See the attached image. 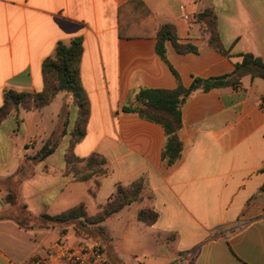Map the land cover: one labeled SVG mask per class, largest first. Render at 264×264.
Instances as JSON below:
<instances>
[{"label":"crops","instance_id":"0c3cea01","mask_svg":"<svg viewBox=\"0 0 264 264\" xmlns=\"http://www.w3.org/2000/svg\"><path fill=\"white\" fill-rule=\"evenodd\" d=\"M129 1L0 0V107L6 89L42 91L46 58L60 41L82 37L80 75L90 110L86 135L76 142L80 107L66 91L42 109L21 107L0 124V264L45 254L60 239L89 238L85 232L93 229L80 220L76 227L53 225L41 216L85 201L95 215L119 184L139 178L146 187L123 224L124 243L136 239L138 213L150 207L158 219L143 223L175 247V264H264V79L247 75L237 86L193 91L182 105L181 155L171 165L162 158L164 127L123 110L142 88L174 89L180 81L189 89L196 78L229 74L240 53L264 61V0H142L152 13L146 21L172 25L179 43L197 48L180 52L166 40V60L157 51L156 29L119 36V10ZM206 9L217 15L227 53L197 21ZM142 11L125 8L123 15L138 19ZM52 138L55 151L36 158ZM70 149L80 159L101 155L109 173L78 179L83 175L72 171ZM9 191L15 203L7 201ZM16 215L33 226L10 218ZM115 262L122 264L119 257Z\"/></svg>","mask_w":264,"mask_h":264},{"label":"trees","instance_id":"16d2710c","mask_svg":"<svg viewBox=\"0 0 264 264\" xmlns=\"http://www.w3.org/2000/svg\"><path fill=\"white\" fill-rule=\"evenodd\" d=\"M125 8L126 10H138L142 8V15L138 19L135 15L125 17V15H123V10H125ZM150 15H152L151 11L142 0L127 2L119 10V36L123 38L142 37L152 34L153 29H156L157 51L165 60L166 40H171L176 49L180 52L197 50V48L191 44L179 43L177 34L172 25H159L154 21H146ZM197 21L203 23L206 30L210 33L209 42L223 53H227L220 39L218 18L215 12L212 9H206L197 16ZM83 50L82 37H75L70 42L60 41L54 54L46 58L43 63L45 84L42 91L6 89L4 92V103L0 107V124L12 112H19L21 107L26 110L42 109L50 104L59 92L66 91L73 93L75 103L80 107L78 126L74 132L75 140L73 142L82 139L86 135L85 126L90 114L89 99L84 90L80 75V63ZM238 57L240 60L235 63V69L229 74L206 79L196 78L189 89L184 88L180 81H178V85L174 89L142 88L136 92L132 101L123 107L124 111L138 112L143 118L157 122L164 127L166 141L162 152V158L166 160L168 164L171 165L180 158L182 141L179 138V131L183 127L182 105L193 91L197 89L208 90L212 87L224 85L237 86L242 78L247 75H250L252 78L259 77L264 79V61L261 57L250 52L240 53ZM262 101L264 108V95L262 96ZM57 145V140L53 138L48 140L35 157L39 159L48 157L55 151ZM97 158L100 160H97ZM74 160L81 162L85 161L88 165L92 163L105 166L106 164V160L99 154H92L87 158L80 159L76 158L72 149H70L69 162L72 164ZM104 170L103 177L110 171L107 167L104 168ZM92 174L80 176L78 179L89 180ZM98 187L99 181H96V187L90 189V193L95 195ZM145 187L146 183L143 178H139L128 185L119 184L108 202L100 206V210L95 215H89L86 211L85 204H81L78 207L58 215L51 216L43 214L41 217L51 222L53 225L55 223H65L72 220H80L85 226L95 225L103 222L108 217L124 209L133 202L141 201L143 199ZM6 199L11 203H15V193L9 191ZM10 218L17 221L21 226H33L29 220L21 216H10ZM138 218L147 224H154L158 219V214L152 208L147 207L140 210ZM101 244L105 246L103 243Z\"/></svg>","mask_w":264,"mask_h":264},{"label":"rangeland","instance_id":"374dc122","mask_svg":"<svg viewBox=\"0 0 264 264\" xmlns=\"http://www.w3.org/2000/svg\"><path fill=\"white\" fill-rule=\"evenodd\" d=\"M97 160L100 159L97 158ZM71 167L72 171L80 175L93 173L91 178H102L105 171L104 168H106V166L92 163L88 165L87 162L82 163L78 160H74ZM85 203L87 204V201ZM136 205L137 203L132 204L119 214H113V216L97 225H88V227L93 229V232H85L88 235L87 237L97 239L110 249L109 257L113 264H121L120 262H115L118 260V257L121 258L122 264H175L179 262V254L176 252L175 247L168 246L162 237H159L143 222H140L142 227L136 232V239L124 243L122 240L123 224L134 213ZM92 207L91 205H88V208L86 206L89 212L95 213ZM67 224L76 227L77 220L69 221ZM79 225L81 224L79 223Z\"/></svg>","mask_w":264,"mask_h":264},{"label":"built area","instance_id":"2783aa9c","mask_svg":"<svg viewBox=\"0 0 264 264\" xmlns=\"http://www.w3.org/2000/svg\"><path fill=\"white\" fill-rule=\"evenodd\" d=\"M183 18L191 20L188 13ZM21 264H110V260L108 249L97 239L84 238L77 242L60 239L45 254L36 255Z\"/></svg>","mask_w":264,"mask_h":264}]
</instances>
